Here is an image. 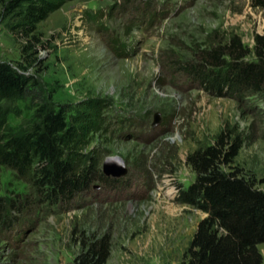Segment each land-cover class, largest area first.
Instances as JSON below:
<instances>
[{
    "label": "rangeland",
    "instance_id": "1",
    "mask_svg": "<svg viewBox=\"0 0 264 264\" xmlns=\"http://www.w3.org/2000/svg\"><path fill=\"white\" fill-rule=\"evenodd\" d=\"M11 1L0 0V61L22 68L30 85L22 99L2 102L0 134L30 131L46 109L88 122L94 102L100 125L79 159L104 174L105 160L120 157L128 173L69 200L38 185L35 171L2 167L0 264H75L85 243L102 238L106 264H184L207 216L179 201L196 178L187 159L221 133L243 143L223 169L264 190V91L218 97L188 72L232 34L253 49L264 10L251 0H52L59 8L35 25L25 5L7 12ZM258 248L264 256V243Z\"/></svg>",
    "mask_w": 264,
    "mask_h": 264
},
{
    "label": "trees",
    "instance_id": "2",
    "mask_svg": "<svg viewBox=\"0 0 264 264\" xmlns=\"http://www.w3.org/2000/svg\"><path fill=\"white\" fill-rule=\"evenodd\" d=\"M251 2L253 7L264 10V0ZM24 5L23 15L32 25L46 20L59 8L52 0H13L6 10L12 12ZM254 42L251 49L239 35L232 34L225 43L203 51L188 72L218 97L263 92L264 32L257 34ZM249 57L254 60L249 61ZM29 85L30 79L22 68L0 61V130L6 124L2 102L22 99ZM92 103L90 108L97 118L88 122L84 116L68 118L64 108L46 109L30 131L0 134V170L6 167L21 177L35 171L38 185L49 186L53 195L69 200L89 189L95 180L107 182L105 174L79 159L78 148L100 125L101 106ZM242 146L239 138L233 140L221 133L214 145L188 156L187 163L196 178L180 191L179 201L207 216L199 223L184 254V264H264L258 248L264 243V190L256 187L255 178L223 169L234 164ZM4 210L0 200V217ZM109 254L107 238L85 243L75 264H106Z\"/></svg>",
    "mask_w": 264,
    "mask_h": 264
},
{
    "label": "water",
    "instance_id": "3",
    "mask_svg": "<svg viewBox=\"0 0 264 264\" xmlns=\"http://www.w3.org/2000/svg\"><path fill=\"white\" fill-rule=\"evenodd\" d=\"M160 114H155L153 127H157L160 123ZM104 174L108 177L121 178L127 175L128 170L125 161L120 157H109L105 160L103 166Z\"/></svg>",
    "mask_w": 264,
    "mask_h": 264
}]
</instances>
